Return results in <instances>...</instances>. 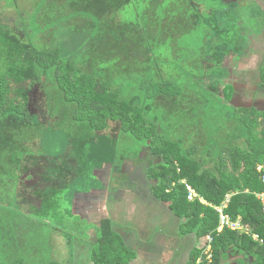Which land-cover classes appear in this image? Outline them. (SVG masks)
<instances>
[{
    "label": "rangeland",
    "instance_id": "1",
    "mask_svg": "<svg viewBox=\"0 0 264 264\" xmlns=\"http://www.w3.org/2000/svg\"><path fill=\"white\" fill-rule=\"evenodd\" d=\"M234 1L236 3V0H224V3ZM123 2L129 5L116 9L117 4ZM251 4L250 1L249 10L254 15L256 11ZM227 9L221 0H0V26L38 50H58V63L71 60L82 72L101 75L102 80L105 79L100 69L115 74L119 78L116 85L120 86L124 98L136 95L139 99L143 92L146 94V87L155 76L152 77L153 71L149 73L143 90V78L138 70L144 66L146 72L148 64L137 60L134 63L140 66L135 68L132 62L138 55H133L131 62L125 60L117 64L120 58L115 59L114 53L120 47L141 54L151 48L153 61L150 64L153 65L150 67L170 74V81L181 92L201 93L204 101L203 106L194 108L191 118L196 119L195 125L199 126L195 131L198 139L187 137L189 128L194 125L189 122L172 123V127L181 124L185 128L178 134L174 127L170 139L179 142L185 150L196 148L194 158L214 170L223 147L235 145L234 136L240 127L232 110L221 106V98L212 94L206 84L205 79L211 74L207 66L210 56L214 53L218 58H225L232 50L238 54L247 48L246 52L255 58L251 65L254 85L258 84L262 68L258 42L264 43V36L262 39L257 36V25L248 24L238 16L248 14L247 9L236 10L234 20ZM237 20L241 28L247 26L245 33L251 36V43L243 42L237 34ZM219 40L224 43L218 44ZM232 40L235 44L228 48L225 43ZM35 72V105L29 106L34 118L33 136H27L21 119L0 122V264H93L90 253L97 236V220L92 218L88 222L82 208L77 207L91 205L85 200L88 195L82 204L80 201L76 205V211L70 197L80 190L85 194L92 189L104 193L92 166L99 160L112 163L116 159L118 163L138 157L146 150L148 155L150 152L144 142L119 132L120 139L114 135L117 144L113 146V156L95 154L93 138L98 139L100 135L86 123L72 120L75 105L63 99L55 82V68L47 71L37 67ZM18 129H22L24 140L15 141L11 136ZM25 141L28 142L23 151ZM12 145L15 149H10ZM239 145L246 147L243 140ZM8 148L18 153L4 152L9 151ZM154 158L153 165H156L160 159ZM112 179L115 182V178ZM147 180L150 185L155 183L149 177ZM147 180L141 183L146 186ZM156 209L157 218H147L148 222L143 221L147 226H142L141 230L134 228L130 236H152L161 231L177 234L179 219L173 212L169 213L167 203ZM111 211L115 226H126L119 210L111 207ZM133 213L136 224L148 216L140 209ZM200 241L202 244L203 239ZM130 249L135 251L133 246ZM178 259L176 256L173 261Z\"/></svg>",
    "mask_w": 264,
    "mask_h": 264
},
{
    "label": "trees",
    "instance_id": "2",
    "mask_svg": "<svg viewBox=\"0 0 264 264\" xmlns=\"http://www.w3.org/2000/svg\"><path fill=\"white\" fill-rule=\"evenodd\" d=\"M221 2L223 5L224 1ZM126 5L129 2L117 4L116 9H124ZM223 6L226 8V3ZM133 32L140 33L138 29H133ZM150 49L145 52L146 55ZM122 51L127 56L135 53L129 48ZM59 57L58 50H38L0 26V122L21 119L27 136H33L31 130L34 118L29 106L35 105V70L37 67L47 71L55 68V82L62 91L63 99L75 105L72 120L86 123L100 136L109 134L110 124H116L118 132L144 142L150 154L160 159L148 169V177L155 181L151 185L153 195L169 204L179 219L180 235L195 234L198 241L203 239V243L191 251L187 264H220L221 256L232 248L254 255L252 264H264V198L259 197L264 193V183L257 170L258 165L264 163V111L251 108L233 112L240 127L234 136L235 145L223 147L212 170L194 158L196 148L185 150L179 142L160 134L157 125L145 117L142 108L122 98L109 81L82 72L71 60L58 63ZM260 80L264 88V67L260 72ZM180 92L171 81H152L146 87L149 98L160 94L175 96ZM23 135L22 129H18L11 136L15 141H21L25 139ZM241 140L246 147L239 145ZM27 142L23 144V151ZM14 147L12 145L10 149ZM10 149L4 152L18 153ZM99 161L107 162L102 159ZM186 184L194 188L207 204L198 199L188 200ZM227 196H230L228 202ZM214 207H223L224 215L233 221L240 219L251 233L227 227L221 229L220 214ZM253 234L258 235L260 241L254 240ZM208 235L213 238L212 249L205 252ZM209 254H212L210 260L207 259ZM136 256L122 235L114 230L112 220L103 218L97 225V236L90 253L91 262L131 264Z\"/></svg>",
    "mask_w": 264,
    "mask_h": 264
},
{
    "label": "crops",
    "instance_id": "3",
    "mask_svg": "<svg viewBox=\"0 0 264 264\" xmlns=\"http://www.w3.org/2000/svg\"><path fill=\"white\" fill-rule=\"evenodd\" d=\"M250 1L252 2V8L256 11V13L254 12V15L251 14V11L249 10ZM223 5H225V3ZM226 7H228L227 10L232 20H234L237 16L236 10L239 11L241 9V11H245V9H247L246 11L249 12L248 14L240 13L238 16L242 18V21H246L248 24L252 25L254 23V25H257L256 30H258V33L256 34L262 39L261 36H264V0H241V2L236 0V3L235 1L231 2L230 4L226 5ZM231 7H233L232 11L230 10ZM245 27L247 26H243L242 28L238 26L237 20V34L239 33V36L243 42L251 43L252 38L250 35L246 36ZM220 43L224 42H220L219 40L218 44ZM234 44V40H232V42L227 41L225 43L228 48L229 46L233 48ZM258 47L260 50H262V53L259 55V63L263 68L264 43L261 41L258 42ZM120 48H117V51L114 53L115 59L120 58V62H117V64L125 62V60L131 62L133 55H138L137 59L133 57L134 61L132 63L135 68L140 66L134 63L137 60H142L145 64H148L146 72L144 66L138 70L141 72V76L143 78V90L145 89V85L151 71H153L152 77L155 76L153 81H170V74L168 75L160 68L154 69L153 67H150V65H153V63L150 64L153 61L152 57H150L151 53H147L146 55L145 53L141 54L135 52L134 54L130 53L129 56H127ZM242 50L243 53L240 51L238 54L232 50L231 53L225 58H218L214 53H212L213 55H211L209 59L210 62L207 64L211 74L209 77H206V84L208 85V88L212 94L221 98V106L231 109L232 113L235 110L241 111L249 110L251 108H255L261 112L264 111V88L261 87L260 73L258 77V84H252L251 65L254 63L253 61L255 58H252L248 52H246L247 48L246 50ZM86 69H88L87 64ZM214 70L216 71L214 72ZM98 71L102 73V76L106 81L111 83L113 89L117 90L121 94L120 86L116 85V82L119 81V78H117L115 74L113 76L111 72L106 69H100ZM143 72L145 73L142 74ZM114 73H117V71ZM90 74L93 73L90 72ZM93 75L102 80L100 77L101 75ZM201 97V93H196L194 90H185L175 96H166L160 94L153 98H149L147 94L143 92L139 99H137L136 95H130L127 98H122L126 99L131 104H135L136 106L142 108L145 117L155 123L158 127L159 133L165 137L170 138L169 134L173 132L172 129L174 127L175 130H177L175 133L178 134L181 133V130H184L185 128V126H182L181 124H174V127H172V123L189 122L194 125L189 128L190 130L187 134V137L198 139L197 135L195 136V131L199 129V126L195 125L196 119L193 121L191 118L194 117V108L204 105V101L201 99ZM180 118H183L184 121H179ZM185 119L187 121H185ZM110 127L111 132L109 134H104L97 140L93 141L94 148L92 151L95 154L99 152L100 156H102V153L103 155L113 156L111 152L113 150V146L117 144V140H115L114 137L118 136L120 139V134L117 130L118 128L116 124H110ZM154 163V156L150 154L148 155L147 150L139 154L138 157L132 156L128 159L120 160L118 163H116V159L112 163L108 161L107 163L98 161L92 164L95 172V176H93L97 180L101 181V188L105 190H103L104 193L102 194L99 192V189H92L86 194L83 190H80L70 197V203L71 205L74 203L75 207L72 206V208L75 210L76 205H78L80 201L82 204V200L84 201L85 195H88V198L85 200H87V204L91 203V205L77 206L80 209L82 208L83 217L86 218L88 222H90L92 218L96 219L97 224H99L103 218H110L113 222L114 230L122 235L125 243H128L127 246L129 248L130 246L135 248L137 256L136 259L131 262V264H187L193 248L201 245V241L197 240L195 234H191L192 236H182L179 234L178 230L177 234L168 233V235L165 233V231H161L160 233L156 232L157 234L155 233L152 236H130V233L134 230V228L141 230L142 226H147L143 222H148L147 218H155L157 216L155 212L157 211L156 208L159 205H161V207L162 205H166V203L159 201L153 195L151 191V185L147 180L148 169ZM112 178H115V182ZM145 180H147L146 186H144V183H141ZM128 183L132 186L129 187L128 185H125ZM89 194L91 196H89ZM110 204H112V206ZM128 205H131L132 207ZM167 206L169 213L172 212L169 204H167ZM111 207L119 210V215L124 220L123 224H126V226H115V219H112L113 211H111ZM139 209L142 212H145L148 216L146 218H142L139 221V224H136V221H134L135 217L133 211ZM166 215L168 216V214ZM124 217L126 218L124 219ZM160 219H164V217H161ZM230 251L224 253L223 261H221L220 264H252L254 261V255H246L244 252H239L232 249H230ZM229 253L232 254L231 257L229 256ZM176 256L179 259L177 261H173Z\"/></svg>",
    "mask_w": 264,
    "mask_h": 264
},
{
    "label": "built area",
    "instance_id": "4",
    "mask_svg": "<svg viewBox=\"0 0 264 264\" xmlns=\"http://www.w3.org/2000/svg\"><path fill=\"white\" fill-rule=\"evenodd\" d=\"M257 170L258 172L260 173V176H261V181L264 183V163L263 164H259L258 167H257ZM185 183V181H183ZM186 188H187V191H188V200L190 201H194L195 199H198L200 200L201 202H204L205 204H207L199 195L198 193L195 191L194 188H192L190 185L186 184ZM259 197L261 198H264V193L262 195H260ZM229 198L230 196H227V201H229ZM226 204H224L223 207H225ZM223 207H214L220 214V228H229L231 230H237V231H240V232H245L247 234H250L251 231L250 229L247 227V226H244L240 219L236 220V221H233L230 219V217H228L227 215H224L223 213ZM254 240L256 241H260V238L258 237V235L256 234H253L252 235ZM207 240H208V244H207V247H206V251H211V246H212V241H213V238L208 235L207 237ZM262 242V241H261ZM212 258V254H209L207 256V259L210 260Z\"/></svg>",
    "mask_w": 264,
    "mask_h": 264
}]
</instances>
